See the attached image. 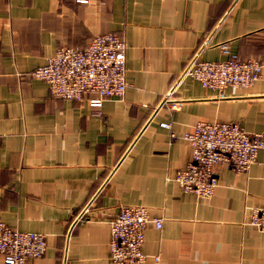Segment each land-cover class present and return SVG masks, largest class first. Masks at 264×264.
<instances>
[{"label":"crops","instance_id":"0c3cea01","mask_svg":"<svg viewBox=\"0 0 264 264\" xmlns=\"http://www.w3.org/2000/svg\"><path fill=\"white\" fill-rule=\"evenodd\" d=\"M107 33L126 44L122 99L96 109L93 95L55 99L33 78L58 48ZM221 44L263 66L252 87L220 94L181 78L194 57L224 60ZM200 121L264 144V0H0V221L46 241L26 264H114L110 222L123 206L162 219L145 228L144 264H264V233L249 224L264 207V147L246 172L215 166L210 198L173 180Z\"/></svg>","mask_w":264,"mask_h":264},{"label":"built area","instance_id":"2783aa9c","mask_svg":"<svg viewBox=\"0 0 264 264\" xmlns=\"http://www.w3.org/2000/svg\"><path fill=\"white\" fill-rule=\"evenodd\" d=\"M224 60L199 61L197 57L186 65L181 78H192L208 90L222 94L252 87L260 78L263 66L258 61H238L228 44L219 46ZM44 82L50 95L59 100L81 101L86 96L90 107L99 109L107 100L122 99L127 84L126 44L114 34L93 38L84 49L58 48L46 63L33 73ZM171 130V124L160 125ZM173 138L174 136L171 135ZM182 139L191 148V161L178 170L174 181L187 194L210 198L218 187L214 172L217 165H226L234 173H242L256 162L263 149V136L250 135L236 123L200 121ZM162 227V219L152 218L143 206H123L110 222L109 259L114 264H144L142 252L145 228ZM249 224L264 233V207L252 209ZM46 252L45 237L32 232L14 230L0 221V258L3 264H26ZM158 262V258H154Z\"/></svg>","mask_w":264,"mask_h":264}]
</instances>
